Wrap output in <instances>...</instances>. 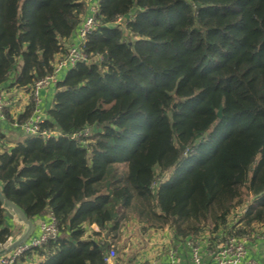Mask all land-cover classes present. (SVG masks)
<instances>
[{
    "label": "trees",
    "instance_id": "16d2710c",
    "mask_svg": "<svg viewBox=\"0 0 264 264\" xmlns=\"http://www.w3.org/2000/svg\"><path fill=\"white\" fill-rule=\"evenodd\" d=\"M90 3L87 60L43 112L55 133L0 151L2 194L58 228L22 256L105 264L133 223L215 244L264 228V0H0V88L52 74Z\"/></svg>",
    "mask_w": 264,
    "mask_h": 264
},
{
    "label": "crops",
    "instance_id": "0c3cea01",
    "mask_svg": "<svg viewBox=\"0 0 264 264\" xmlns=\"http://www.w3.org/2000/svg\"><path fill=\"white\" fill-rule=\"evenodd\" d=\"M89 6L87 12L89 11ZM77 41L78 37L76 30L70 37L69 43H76ZM64 69L65 68H62L58 72V78L62 77L65 71ZM8 85L9 83L6 85L5 89L2 88L4 90V97L8 100V104L4 108V116L0 117V151L3 148L14 146L26 136L20 129L13 127L8 119L19 118L20 115L24 114L30 100L28 90ZM54 93L55 83L53 82L39 90L38 106L42 113L51 107ZM32 114L33 111H31L28 116ZM7 115L8 118H6ZM49 214L47 210L43 215L33 219L34 228L30 236L38 235L41 232V222L47 221L50 217ZM4 225L9 226L11 230V235L8 237L11 241L18 238L25 229L22 222L16 221L7 212H5L4 216ZM89 228V230H98L95 224H91ZM97 238L99 239L100 235L97 236ZM112 241L117 254L111 264H168L169 253L172 249L175 250L181 264H192L189 244H187V241L173 240L169 227L148 229L147 231L141 232L136 224L133 223L125 229L119 239ZM197 242L203 264H215L209 252L211 249L215 248L217 244L213 241L209 242L208 237L205 235H201L197 239ZM245 246L246 254L240 264H245L246 259L249 258L254 259L257 264H264V228L261 227V225L255 227L254 232L247 236ZM45 259V254L31 252L18 258L15 264H37Z\"/></svg>",
    "mask_w": 264,
    "mask_h": 264
},
{
    "label": "built area",
    "instance_id": "2783aa9c",
    "mask_svg": "<svg viewBox=\"0 0 264 264\" xmlns=\"http://www.w3.org/2000/svg\"><path fill=\"white\" fill-rule=\"evenodd\" d=\"M97 5L95 3L90 4L89 13L83 19L80 26L77 29L78 41L76 43H70L67 47L66 53L61 57L54 66L52 74L38 79L29 89V96L34 101L33 114L25 119L13 118L11 124L13 127L20 129L25 135H41L50 136L55 131L42 130L40 124L44 120L43 113L41 112L39 103V90L45 87L49 83H55L57 80L58 72L68 66L73 65L78 61H86L87 54L82 49V43L86 40L87 34L97 24L95 15L97 12ZM121 21L120 18L116 22ZM4 90L0 88V117L4 116V108L8 104V100L4 97ZM83 134H87L85 131ZM80 133L72 134V137L77 138ZM41 232L38 235L30 236L26 241L15 246L5 254L0 256V264H15L16 260L23 254L33 251L35 248L41 247L46 242L54 240L58 236V228L56 222L52 216L47 221L41 222ZM247 236H228L220 241L215 248L211 249L209 254L215 261V264H240L246 254V242ZM10 238L6 242L0 244V248L9 244ZM191 249V262L192 264H203L200 255V248L197 240L187 239ZM116 249L113 246L106 251L103 261L105 264H111L116 257ZM168 264H181L176 255L175 250H170ZM245 264H257L254 259H246Z\"/></svg>",
    "mask_w": 264,
    "mask_h": 264
},
{
    "label": "water",
    "instance_id": "95a60500",
    "mask_svg": "<svg viewBox=\"0 0 264 264\" xmlns=\"http://www.w3.org/2000/svg\"><path fill=\"white\" fill-rule=\"evenodd\" d=\"M217 116H221V108L217 111ZM0 203L5 211L10 214L16 221L22 222L25 226L24 231L20 234L18 238L11 241L9 244H6L0 248V256L13 249L15 246L24 242L32 233L34 228L33 220L28 218L24 212L12 201H10L5 195L2 194L0 190ZM188 239V238H187Z\"/></svg>",
    "mask_w": 264,
    "mask_h": 264
},
{
    "label": "rangeland",
    "instance_id": "374dc122",
    "mask_svg": "<svg viewBox=\"0 0 264 264\" xmlns=\"http://www.w3.org/2000/svg\"><path fill=\"white\" fill-rule=\"evenodd\" d=\"M247 199H249V197L247 196Z\"/></svg>",
    "mask_w": 264,
    "mask_h": 264
}]
</instances>
